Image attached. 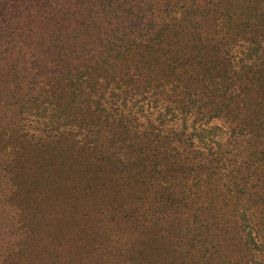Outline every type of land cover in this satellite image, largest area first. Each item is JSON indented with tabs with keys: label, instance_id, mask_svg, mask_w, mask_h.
Masks as SVG:
<instances>
[{
	"label": "trees",
	"instance_id": "trees-1",
	"mask_svg": "<svg viewBox=\"0 0 264 264\" xmlns=\"http://www.w3.org/2000/svg\"><path fill=\"white\" fill-rule=\"evenodd\" d=\"M10 153L0 203L24 185L16 168L46 178L68 159L95 167L105 189L184 217L205 172L264 166V0H0V155ZM137 218L144 237L148 217Z\"/></svg>",
	"mask_w": 264,
	"mask_h": 264
},
{
	"label": "rangeland",
	"instance_id": "rangeland-1",
	"mask_svg": "<svg viewBox=\"0 0 264 264\" xmlns=\"http://www.w3.org/2000/svg\"><path fill=\"white\" fill-rule=\"evenodd\" d=\"M14 159L0 155V163ZM254 161L205 172L202 196L187 201L184 217L174 214L177 206L149 204L126 187L105 189V177L92 181L95 167L78 170L68 159H59L47 179L16 168L24 185L7 186L9 200L0 203V255L17 264H264V166L257 170ZM137 217H148L144 237ZM249 221L261 251L247 245Z\"/></svg>",
	"mask_w": 264,
	"mask_h": 264
}]
</instances>
